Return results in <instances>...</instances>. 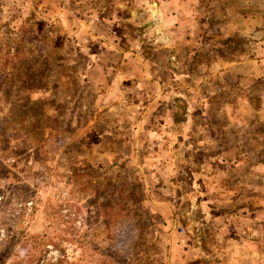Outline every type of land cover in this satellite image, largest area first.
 Returning <instances> with one entry per match:
<instances>
[{
    "label": "rangeland",
    "instance_id": "1",
    "mask_svg": "<svg viewBox=\"0 0 264 264\" xmlns=\"http://www.w3.org/2000/svg\"><path fill=\"white\" fill-rule=\"evenodd\" d=\"M44 242L264 264V0H0V263Z\"/></svg>",
    "mask_w": 264,
    "mask_h": 264
},
{
    "label": "trees",
    "instance_id": "2",
    "mask_svg": "<svg viewBox=\"0 0 264 264\" xmlns=\"http://www.w3.org/2000/svg\"><path fill=\"white\" fill-rule=\"evenodd\" d=\"M19 237V233H16L11 238L16 241ZM19 246L21 248L15 253L16 259L9 264H73L68 260L64 253V249H55L58 254L57 257L53 258L50 256L47 258L45 256L48 252V249H45V246H51L54 248L56 245H48V243L44 242L37 247L26 248L23 244H19ZM1 257L2 256H0V259Z\"/></svg>",
    "mask_w": 264,
    "mask_h": 264
}]
</instances>
